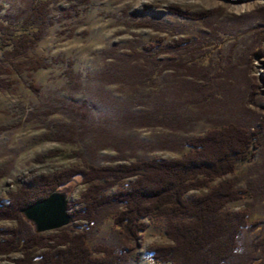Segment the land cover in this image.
<instances>
[{
	"label": "trees",
	"instance_id": "16d2710c",
	"mask_svg": "<svg viewBox=\"0 0 264 264\" xmlns=\"http://www.w3.org/2000/svg\"><path fill=\"white\" fill-rule=\"evenodd\" d=\"M53 2L56 0H30L18 15L0 17V93L16 86L17 80L12 78L16 75L27 77L28 89L33 93L42 92L41 85L34 80L35 74L57 61L49 56L32 55L30 51L54 25ZM170 11L180 19L194 21L206 20L211 14H194L178 8ZM184 44L186 41L181 43ZM144 51L152 60L165 48ZM73 66L71 62L64 71L65 88L72 93L88 89L87 95L103 106L102 111L95 115L86 103L48 96L39 105L23 111V116L26 122L40 123L47 140L77 147L72 158L79 159L82 166L34 178L12 193L8 203H0V222H16V226L0 230V259L18 253L21 258L16 264L140 263L141 257L133 253L135 248L117 251L113 247L88 245L103 218L114 214L121 234L135 243L140 239L139 233L147 230V218L167 219L165 235L172 245L150 248L156 263L253 264L251 258L239 252L241 236L246 230L255 232L260 228L261 234L252 247L264 250V219L249 224V211L232 212L225 208L241 201L246 194L264 200V163H256L258 155L264 157V116L255 124L229 122L214 127L204 136L164 140L167 146L160 147L161 150L187 151L176 159L148 160L137 156V152L155 149L134 139L126 130L166 126L177 131L190 124L193 116L181 115L184 121L180 124L176 112L173 115L155 108L135 113L129 104L109 96L105 90L108 84L134 78L143 81V74L136 72L131 76L121 64L98 75H88L87 87ZM215 86L217 83L208 71L197 76L192 85L205 98L214 96ZM56 114H63L67 120L53 122ZM106 150L117 156L107 158L103 155ZM129 155L136 158L135 162H128ZM249 163H254V167L246 188L225 179L239 166ZM218 179L221 181L216 187L212 186ZM76 182L88 187L78 202H68L73 222L59 229L58 234L36 233L35 227L22 217L25 208ZM203 189L210 190L201 196H188Z\"/></svg>",
	"mask_w": 264,
	"mask_h": 264
},
{
	"label": "rangeland",
	"instance_id": "374dc122",
	"mask_svg": "<svg viewBox=\"0 0 264 264\" xmlns=\"http://www.w3.org/2000/svg\"><path fill=\"white\" fill-rule=\"evenodd\" d=\"M28 1L0 0V17L18 15ZM172 8L211 14L206 20L180 19L171 14ZM51 13L54 25L30 51L32 55L57 61L35 74L34 80L41 85L42 92L33 93L28 89L27 77L16 75L12 77L17 80L16 86L0 93V203H8L12 193L34 178L82 166L79 159L72 158L77 147L47 140L40 123L26 122L23 116V111L39 105L48 96L86 103L95 115L102 111L103 106L89 96L88 89L72 93L65 88L64 71L71 62L86 87L88 75H98L117 64L131 76L136 72L143 74L144 82L134 78L105 86L109 96L129 104L135 113L156 108L158 112L179 114L180 124L184 121L181 115L193 116L190 124L177 131L166 126L126 130L134 139L155 149L137 152V156L148 160L176 159L187 151L161 150L160 147L167 146L164 140L204 136L229 122L255 124L264 116V0H56ZM183 41L186 44L181 45ZM161 48L165 52L152 60L144 51ZM207 71L217 83L212 98H205L192 87L197 76ZM52 120L67 119L56 114ZM103 155L117 156L111 150ZM130 157L128 162H135L136 158ZM256 163H264L263 155L257 156ZM252 167L254 163L239 166L225 179L246 188ZM219 181L212 186L216 187ZM87 187L76 182L64 192L71 202H78ZM209 190L192 191L188 196H201ZM251 196L246 194L225 210L249 211V224L262 221L264 200ZM114 217L112 214L103 218L93 232L90 247L107 246L117 251L135 248L133 253L141 257V262L131 264H169L154 262L149 251L151 247L172 245L165 235V217L147 218V230L139 233L138 243L121 234ZM14 226V221L0 222V230ZM58 230L46 233L58 234ZM260 234L259 228L255 232L246 230L241 236L239 252L251 258L253 264H264V250L252 247ZM19 258L18 253L3 256L0 264H16Z\"/></svg>",
	"mask_w": 264,
	"mask_h": 264
},
{
	"label": "water",
	"instance_id": "95a60500",
	"mask_svg": "<svg viewBox=\"0 0 264 264\" xmlns=\"http://www.w3.org/2000/svg\"><path fill=\"white\" fill-rule=\"evenodd\" d=\"M64 189H58L48 197L26 207L23 211L22 217H25L35 227L36 233L64 229L73 222L68 209L69 196L64 192Z\"/></svg>",
	"mask_w": 264,
	"mask_h": 264
}]
</instances>
